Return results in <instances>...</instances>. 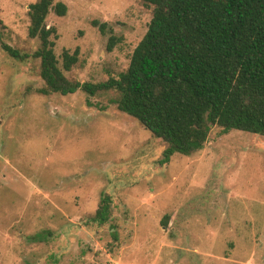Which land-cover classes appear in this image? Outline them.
I'll use <instances>...</instances> for the list:
<instances>
[{
  "label": "rangeland",
  "instance_id": "374dc122",
  "mask_svg": "<svg viewBox=\"0 0 264 264\" xmlns=\"http://www.w3.org/2000/svg\"><path fill=\"white\" fill-rule=\"evenodd\" d=\"M35 1L0 0L2 40L22 53L39 46L28 36ZM59 1L66 14L46 17L59 65L63 49H78L65 76L98 83L124 71L152 5ZM41 87L39 59L0 47V264H264V136L214 125L200 151L160 164L166 143L111 103L117 91Z\"/></svg>",
  "mask_w": 264,
  "mask_h": 264
},
{
  "label": "trees",
  "instance_id": "16d2710c",
  "mask_svg": "<svg viewBox=\"0 0 264 264\" xmlns=\"http://www.w3.org/2000/svg\"><path fill=\"white\" fill-rule=\"evenodd\" d=\"M140 1L153 7L146 33L127 68L106 81L65 76L78 61V49H63L60 66L54 52L57 31L46 24L50 10L66 14L60 1L28 5V36L39 41L34 52H20L1 35L0 47L19 61L39 59L41 94L117 91L111 103L166 143L160 164L174 153L200 151L214 125L264 136V0ZM92 24L101 34L108 29L106 22ZM116 42L110 36L107 49ZM109 215L110 197L103 194L92 220L102 224ZM168 220L165 215L162 224Z\"/></svg>",
  "mask_w": 264,
  "mask_h": 264
}]
</instances>
